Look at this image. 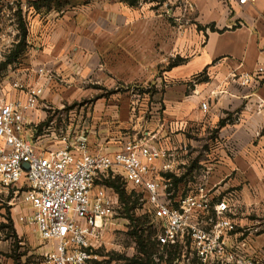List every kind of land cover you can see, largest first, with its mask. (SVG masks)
<instances>
[{"label": "crops", "instance_id": "1", "mask_svg": "<svg viewBox=\"0 0 264 264\" xmlns=\"http://www.w3.org/2000/svg\"><path fill=\"white\" fill-rule=\"evenodd\" d=\"M89 1L65 14V25L56 28L55 36L50 33L28 48V75L16 70L14 76L21 78L15 82L44 87L38 107L27 113L24 138L36 153L47 155L61 146V131L44 123L45 109L65 114L73 98L96 97L75 115L77 128L65 123V130L85 131L89 150L103 153L155 135L153 143L173 154L176 179L185 181L194 164V178L206 179L216 193L235 195L238 232L232 239L244 243L248 258L264 263V79L252 89L234 78L235 73L264 67V0H171L169 7L159 4L158 9L96 0L94 10ZM173 15L179 16V37L175 31L169 38L168 17ZM88 16L103 19L95 27V41L73 40V35L92 33L88 25L77 24ZM174 58L179 62L168 70ZM201 74L205 79L200 81L196 78ZM170 81L175 84L168 87ZM148 83L165 89L146 91ZM1 88L3 101L27 98L25 89ZM203 101L207 113L200 109ZM160 164L156 161V170ZM31 213L30 207L26 217ZM14 218L18 232H29ZM44 248L53 249L54 242Z\"/></svg>", "mask_w": 264, "mask_h": 264}, {"label": "built area", "instance_id": "2", "mask_svg": "<svg viewBox=\"0 0 264 264\" xmlns=\"http://www.w3.org/2000/svg\"><path fill=\"white\" fill-rule=\"evenodd\" d=\"M170 4L163 0L162 5ZM234 78L241 87L254 89L264 79V67L235 73ZM14 87L25 89L27 98L0 99V186L14 194L25 189L32 209L27 223L44 246L54 242V248L43 253L44 264L109 263L101 250L119 224L121 208L118 192L107 184L110 179H120L123 187L143 195L152 222L141 229L152 232L156 262L167 264L168 252L173 251L172 264H264L248 258L242 252L244 243L232 239L238 232L235 195L214 192L206 179L175 183L173 154L153 143L155 135L103 153L89 150L85 131L66 130L60 134L59 148L38 154L23 133L29 124L27 113L38 107L44 87L19 81ZM200 109L208 112L207 101Z\"/></svg>", "mask_w": 264, "mask_h": 264}, {"label": "rangeland", "instance_id": "3", "mask_svg": "<svg viewBox=\"0 0 264 264\" xmlns=\"http://www.w3.org/2000/svg\"><path fill=\"white\" fill-rule=\"evenodd\" d=\"M121 1L126 3V5H129L127 1ZM89 2L93 5L97 1L91 0ZM83 3L84 0H62L60 2L57 0L49 2H45L44 0H0V52H2V58H0V91L2 89L1 86L4 84H7L9 87H11V85L14 86L15 81L21 78L20 76H14L16 70H19L18 72L23 75L29 74L31 59L26 55L27 53H30L28 48L43 41L46 36L55 32L57 27L65 25V14L74 8L80 9ZM162 3L163 0H139L132 5V8L141 9L146 6L145 8L148 9H158L160 8V5L164 7ZM174 7H179V4L177 5L176 3ZM91 9H95L94 5ZM93 10L92 12H94ZM174 10L175 9H173V12L176 11ZM169 11L172 12V10ZM89 14L91 13L89 12ZM20 17H22L27 29L24 52L20 53L15 61L6 65L7 60L9 61V58L16 52L15 45L19 39ZM102 20L103 19H99L95 16L80 18L77 24L88 25L92 28V33L90 30L87 34H76L73 35L72 39L80 41L81 38L88 37V40L95 41L97 36L95 33V27L97 24H100ZM48 25L50 28L44 30ZM168 27L169 38L175 37V31L178 33L179 37V16H169ZM171 32L173 33L171 34ZM53 35L55 36V33H53ZM65 36L67 35H63V37ZM176 62H179V58H174V60L169 61L167 66L168 70L172 68V63ZM202 79H205L204 74L199 77L200 81ZM5 80L7 81L5 82ZM19 82L26 86L22 79L19 80ZM173 84L175 83L170 81L168 87H171ZM191 84L192 82H189L188 86H191ZM164 89L165 87L163 84L161 88L154 83H148L146 91L159 92V90ZM95 100L96 97L73 98L71 103L66 105L67 112L65 114L63 111L58 110V108L54 110L53 108L48 107L45 109L47 113L45 115L46 119L44 123L52 125L58 132L66 131L64 128L65 123H73L71 128L76 129L77 120H75V115L78 116L80 110L85 111L86 107H89L95 102ZM156 100L160 101V98H156ZM193 165L194 164H191V168H189L191 170L185 173L186 184L187 182L194 183L201 181L200 178H194L196 166L194 165L193 167ZM117 183L121 185L122 189L126 190L127 196L129 197L127 201H123L118 193L121 205L117 220L119 224L117 225L116 230H113L107 236L106 246L101 250V254L105 257L104 259L109 262L108 264H130L129 260L135 259L136 255H138V246L135 237L131 234V231L134 228L133 225L137 222L145 224L151 223L152 217L147 209L148 205L140 192L131 191L125 187L123 188L120 179L117 180ZM24 190L25 189H21L18 193L14 194L12 190L5 191L0 187V199H3L4 202L2 204L5 208L4 214L0 218V264H44V245L41 243L39 237L34 234L29 224L24 222L27 218V212L30 210ZM16 210L20 211L18 213L19 215L15 212ZM17 216L21 225H24V227L27 225L29 227V232L17 231L14 218ZM131 217L136 219L135 224L132 223L133 221ZM32 238L35 239V242ZM155 253H157V250ZM116 255L123 257L122 259L124 260H112ZM167 264H172V261H170L169 258Z\"/></svg>", "mask_w": 264, "mask_h": 264}, {"label": "trees", "instance_id": "4", "mask_svg": "<svg viewBox=\"0 0 264 264\" xmlns=\"http://www.w3.org/2000/svg\"><path fill=\"white\" fill-rule=\"evenodd\" d=\"M44 1L49 2L52 0H44ZM57 1L60 2L62 0H57ZM125 1H127L130 5H134L139 0H125ZM19 29H20L19 39L15 45L16 46V49H15L16 52L9 58L10 59L9 61L7 60L6 65L15 61L19 57L20 53L24 52L27 29H26V26H25V23H24L22 17L19 18ZM211 29L214 30L213 27H211ZM201 75H199L196 79H199V77H201ZM117 180L116 179H113V180L110 179L109 181H107V184L109 186H112L120 194L121 200L127 201L129 196H127L126 190L122 189L121 185L117 183ZM183 180H184V177H180L179 179H175V183L182 182ZM131 219L133 221L132 223L135 224L136 219H133L132 217H131ZM143 225H144V223H138V222L135 225H133L134 228L131 231V234H132V236L135 237V240H136V243L138 246V249H137L138 255H136L135 259L129 260V262H130V264H160V263H156L153 259V255L155 254L157 247H156V244L151 240L152 232L151 231H145L144 229H141V227ZM139 229H141V232H139ZM174 255H175V253L173 251L168 252V258L170 261H173ZM115 257H113L112 260H117V261L118 260H124V259H122L123 257H121L119 255H116Z\"/></svg>", "mask_w": 264, "mask_h": 264}, {"label": "water", "instance_id": "5", "mask_svg": "<svg viewBox=\"0 0 264 264\" xmlns=\"http://www.w3.org/2000/svg\"><path fill=\"white\" fill-rule=\"evenodd\" d=\"M26 168H28V165H25Z\"/></svg>", "mask_w": 264, "mask_h": 264}]
</instances>
